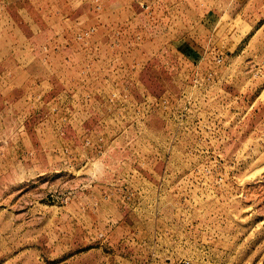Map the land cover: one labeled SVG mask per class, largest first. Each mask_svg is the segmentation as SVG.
I'll return each mask as SVG.
<instances>
[{
	"label": "rangeland",
	"instance_id": "1",
	"mask_svg": "<svg viewBox=\"0 0 264 264\" xmlns=\"http://www.w3.org/2000/svg\"><path fill=\"white\" fill-rule=\"evenodd\" d=\"M0 264H264V0H0Z\"/></svg>",
	"mask_w": 264,
	"mask_h": 264
}]
</instances>
